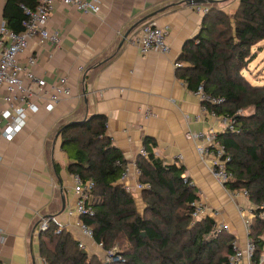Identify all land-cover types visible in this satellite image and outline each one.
Instances as JSON below:
<instances>
[{"label":"crops","instance_id":"0c3cea01","mask_svg":"<svg viewBox=\"0 0 264 264\" xmlns=\"http://www.w3.org/2000/svg\"><path fill=\"white\" fill-rule=\"evenodd\" d=\"M6 2L0 0V23ZM212 5L187 0H100L97 13L85 15L60 2L54 4L48 30L61 34V45L41 46L32 41L21 60L35 57L36 75L49 83L58 76L68 77L73 96L53 112L42 108L30 114L14 141L0 139L2 264H43L38 239L42 219L59 216L67 222L64 211L75 202L70 161L61 149L58 132L94 114L106 116L107 135L129 166L136 163L142 147L146 148L147 138L156 158L166 165L183 166L184 178L194 182L199 200L220 212L215 221L244 246L243 221L229 190L211 175L210 159L201 160L196 149L201 142L189 137L217 127L218 121L204 112L202 102L177 75L178 59L186 44L200 33L207 15L201 10ZM147 21L169 28V54L142 55L133 44L137 30ZM263 44L257 47L260 54L256 53V59L264 57ZM146 108L153 117H144ZM135 195L137 204L143 206L141 193ZM236 202L255 209L245 198ZM70 233L78 240L77 231ZM86 245L91 255L98 254L92 250L102 249L90 241Z\"/></svg>","mask_w":264,"mask_h":264},{"label":"trees","instance_id":"16d2710c","mask_svg":"<svg viewBox=\"0 0 264 264\" xmlns=\"http://www.w3.org/2000/svg\"><path fill=\"white\" fill-rule=\"evenodd\" d=\"M36 0H7L3 12L8 29L21 33L27 16L22 7H35ZM198 36L188 42L178 62L177 75L191 92L200 87L221 105H209L218 116L236 119V131L220 135L231 157L234 181L231 191H248L255 207L250 237L256 243L254 261L264 255V85L250 83L244 72L256 59L253 53L264 42V0H239L233 14L218 5L209 7ZM254 109L250 117L239 110ZM61 149L70 161L69 172L83 181H93L91 203L95 216L84 222L93 229L96 244L105 252L117 249L110 264H228L235 237L216 233L217 222L208 217L192 221V204L199 200L185 182V168L166 165L156 158L145 140L148 156L139 155L143 191L142 210L135 194L127 193L120 179L128 167L120 149L107 135V118L94 114L86 120L60 128ZM58 169V165H56ZM187 181H191L187 179ZM145 234V236H144ZM39 255L43 264H104L99 256L79 248L67 230L57 232L50 224L39 233Z\"/></svg>","mask_w":264,"mask_h":264},{"label":"built area","instance_id":"2783aa9c","mask_svg":"<svg viewBox=\"0 0 264 264\" xmlns=\"http://www.w3.org/2000/svg\"><path fill=\"white\" fill-rule=\"evenodd\" d=\"M56 2L62 3L66 7L74 8L79 13L85 15H94L97 13L100 0H36V6L22 7L26 21L23 23L24 30L16 33L7 28L5 21L0 23V102L3 108H0V139L8 142L14 141L24 130L28 123L30 114L40 112L42 108L48 112H53L60 103L70 99L72 89L69 79L65 76H58L53 83L40 78L35 73L37 59L29 57L26 61L21 60V56L27 51L28 45L32 41H38L39 45H53L59 47L62 43L61 34L58 31L48 30V23L51 13L54 10ZM200 9V8H199ZM203 13L208 14L209 8H205ZM169 28H160L153 22H144L136 32L133 44L139 49L142 55L151 52L160 54H169L171 46L168 37ZM183 64L177 63L180 68ZM194 95L202 102V108L205 113L215 118L218 122L217 127L211 128L206 132H199L189 135L196 144L197 152L202 161L210 159L209 171L213 178L223 187L232 183L235 179L233 172L229 168L231 157L227 155L226 146L221 142L220 135L236 131V119L228 116H218L214 111L208 109L209 105H221L222 98L212 97L204 92L200 87L194 92ZM154 113L149 109H144V117L151 118ZM140 155L148 156V151L142 147ZM180 160L183 156L178 157ZM142 170L137 162L131 166L128 165L126 171L120 179L123 189L127 193H142L151 189V185L141 182ZM185 182L194 188L193 181ZM73 193L75 202L65 209L64 216L67 222H62L59 216H49L42 219L38 233L48 230L50 224L57 226V232L77 231L79 233L78 245L83 251L87 250L86 241L96 243L94 240V231L85 222V218L95 216V209L91 203L94 183L93 181H83L80 175L74 174ZM228 189V188H227ZM231 201L235 204L239 215L242 218L246 242L244 246L235 239L232 243V255L228 259V264H264V256L260 261H254L256 253V243L250 237L252 221L256 217L255 210L241 206L236 202L239 198L249 200L248 191H231ZM192 221L198 222L208 217L215 220L220 212L212 211L201 200L192 204ZM255 208V207H254ZM264 209V203L261 206ZM264 219V212L260 215ZM227 231L226 226L217 223L215 232ZM102 248V245H98ZM107 263L115 262L117 259V249L108 253ZM1 257V250H0ZM0 264H2L0 259Z\"/></svg>","mask_w":264,"mask_h":264},{"label":"rangeland","instance_id":"374dc122","mask_svg":"<svg viewBox=\"0 0 264 264\" xmlns=\"http://www.w3.org/2000/svg\"><path fill=\"white\" fill-rule=\"evenodd\" d=\"M239 0H223L222 2L219 3L220 9L224 10L228 14H233L234 9L237 7ZM262 44V43H261ZM264 45V44H263ZM254 54L259 53L260 50L258 48H255L253 51ZM263 57V56H262ZM264 57L261 58L257 57L249 66L248 70L244 72L245 77L248 79L250 83H253L258 86L264 85ZM254 109L253 108H248L244 110H239L237 115L240 117H250L253 115ZM136 196V195H135ZM139 209L142 210L143 206L138 205ZM264 238V236H263ZM118 249V247H117ZM96 250H92L91 252L98 253L97 255L100 257L103 263H107L108 259V253L105 252L103 249H98L97 252Z\"/></svg>","mask_w":264,"mask_h":264},{"label":"water","instance_id":"95a60500","mask_svg":"<svg viewBox=\"0 0 264 264\" xmlns=\"http://www.w3.org/2000/svg\"><path fill=\"white\" fill-rule=\"evenodd\" d=\"M223 1V0H222ZM222 1H209V0H187L188 3L190 4H206V5H212V4H215V3H220ZM140 24V23H139ZM139 24H137L135 27H133L131 29V31L129 33L126 34L125 36V39L130 35V33L139 26ZM123 45V43H122ZM86 120V119H85ZM64 208V207H63ZM145 236V234H144ZM104 264H108V263H104Z\"/></svg>","mask_w":264,"mask_h":264}]
</instances>
